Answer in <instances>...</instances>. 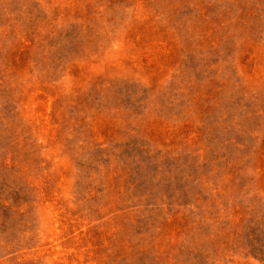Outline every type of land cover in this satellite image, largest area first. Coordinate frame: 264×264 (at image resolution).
Listing matches in <instances>:
<instances>
[{
    "label": "rangeland",
    "instance_id": "1",
    "mask_svg": "<svg viewBox=\"0 0 264 264\" xmlns=\"http://www.w3.org/2000/svg\"><path fill=\"white\" fill-rule=\"evenodd\" d=\"M0 264H264V0H0Z\"/></svg>",
    "mask_w": 264,
    "mask_h": 264
}]
</instances>
